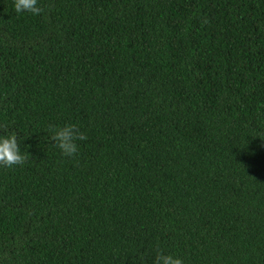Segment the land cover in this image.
Returning a JSON list of instances; mask_svg holds the SVG:
<instances>
[{
  "label": "trees",
  "instance_id": "1",
  "mask_svg": "<svg viewBox=\"0 0 264 264\" xmlns=\"http://www.w3.org/2000/svg\"><path fill=\"white\" fill-rule=\"evenodd\" d=\"M37 3L0 0V264H264V0Z\"/></svg>",
  "mask_w": 264,
  "mask_h": 264
},
{
  "label": "clouds",
  "instance_id": "2",
  "mask_svg": "<svg viewBox=\"0 0 264 264\" xmlns=\"http://www.w3.org/2000/svg\"><path fill=\"white\" fill-rule=\"evenodd\" d=\"M14 10L18 14L27 12L32 15H38L41 11L37 0H14ZM51 138L64 155L71 157L77 152L75 141L84 140L85 136L75 125L66 124L55 129ZM25 158L21 152L16 133L14 131L0 132V166L21 165ZM154 264H183V261L171 254L157 251Z\"/></svg>",
  "mask_w": 264,
  "mask_h": 264
}]
</instances>
